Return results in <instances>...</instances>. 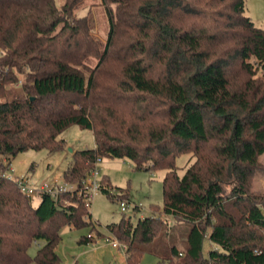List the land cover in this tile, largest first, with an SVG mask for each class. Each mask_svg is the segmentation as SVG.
I'll return each mask as SVG.
<instances>
[{"label": "trees", "instance_id": "trees-1", "mask_svg": "<svg viewBox=\"0 0 264 264\" xmlns=\"http://www.w3.org/2000/svg\"><path fill=\"white\" fill-rule=\"evenodd\" d=\"M84 1L0 0V264H63L61 229L93 223L78 190L98 157L166 170L159 214L106 226L127 264L153 249L169 217L191 226L184 249L156 250L164 264H264V194L251 189L264 154V27L245 0H100L103 43L76 14ZM72 125L95 142L63 172L77 190L40 192L34 205L6 170L19 152L65 149ZM182 154L194 161L181 175ZM114 187L102 178L122 200Z\"/></svg>", "mask_w": 264, "mask_h": 264}, {"label": "rangeland", "instance_id": "rangeland-1", "mask_svg": "<svg viewBox=\"0 0 264 264\" xmlns=\"http://www.w3.org/2000/svg\"><path fill=\"white\" fill-rule=\"evenodd\" d=\"M62 0H57L61 4ZM246 14L257 26L264 27V0H245ZM76 14L88 15L94 22L97 36L105 43L108 35L109 23L105 7L100 0H85L76 10ZM96 60H92L93 65ZM14 86V85H13ZM16 86V85H15ZM61 138L66 139L65 149L50 152L46 148L29 149L19 152L13 159L6 175L14 179L23 177L29 179L32 186L39 188L43 183L49 185L65 184L63 172L68 168L73 158V152L94 146V134L91 129L72 125L65 130ZM194 161L190 154H182L177 157L179 174H184L186 168ZM261 167L256 170L251 184V189L264 194V154L260 157ZM98 181L109 178L112 185L120 187L118 191L114 187L113 192L124 194L121 198L126 203V210H122V200L112 199L106 192L100 190L87 206L92 214L91 226L81 228L65 225L61 229V240L57 245L63 264H127L125 249L116 248L112 240H118L106 229L107 224L119 222L123 215L131 217L136 222L140 217L150 216L163 209V178L165 169L137 170L133 161L122 157H104L100 163ZM127 192L129 199H127ZM33 204L38 205L40 194L36 193L32 198ZM159 210V211H158ZM170 228L163 234L159 242L151 245L141 258L139 264H164L156 250L166 252L172 245L184 249L185 237L190 226L184 222H177L173 217L168 218ZM104 232V234H103ZM108 232V233H107ZM92 236L94 242H81L84 236ZM101 236V237H99ZM39 243L34 242L29 249L31 256H35ZM213 247L208 235L204 241V254L208 255ZM163 253V252H162Z\"/></svg>", "mask_w": 264, "mask_h": 264}, {"label": "built area", "instance_id": "built-area-1", "mask_svg": "<svg viewBox=\"0 0 264 264\" xmlns=\"http://www.w3.org/2000/svg\"><path fill=\"white\" fill-rule=\"evenodd\" d=\"M102 161L101 157H98L94 167L91 168L87 177L82 181L81 189L78 190L79 195L84 196L87 205L90 207L92 200L95 195L101 190L100 182L98 181V175L100 174V163ZM18 185L21 190L28 196L33 197L34 194L40 192H47L52 195H57L62 192L77 190L76 184L65 182V184H55L49 185L48 183H43L39 188L30 185L28 178L18 179ZM122 210H126V203L122 202ZM113 247L116 248H126V245L121 244L118 240H112Z\"/></svg>", "mask_w": 264, "mask_h": 264}]
</instances>
